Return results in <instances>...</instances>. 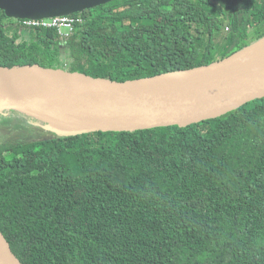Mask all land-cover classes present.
<instances>
[{
	"label": "trees",
	"instance_id": "1",
	"mask_svg": "<svg viewBox=\"0 0 264 264\" xmlns=\"http://www.w3.org/2000/svg\"><path fill=\"white\" fill-rule=\"evenodd\" d=\"M73 16L64 39L0 10V66L125 82L264 37V0H115ZM0 229L23 264H264V99L186 128L1 142Z\"/></svg>",
	"mask_w": 264,
	"mask_h": 264
},
{
	"label": "water",
	"instance_id": "2",
	"mask_svg": "<svg viewBox=\"0 0 264 264\" xmlns=\"http://www.w3.org/2000/svg\"><path fill=\"white\" fill-rule=\"evenodd\" d=\"M112 1L0 0V10L10 19L42 20L83 13ZM258 99H264V37L208 65L125 82L38 63L0 66V111L10 107L52 122L24 105L40 108L80 125L55 123L65 129L53 130L69 134L186 128ZM0 264H23L1 229Z\"/></svg>",
	"mask_w": 264,
	"mask_h": 264
},
{
	"label": "rangeland",
	"instance_id": "3",
	"mask_svg": "<svg viewBox=\"0 0 264 264\" xmlns=\"http://www.w3.org/2000/svg\"><path fill=\"white\" fill-rule=\"evenodd\" d=\"M238 31H244L245 25L241 22L237 24ZM230 31V28H225V32ZM16 111L10 107L7 110H1L0 112V143L6 140L18 139L21 137H51L54 136V128H64L60 125L55 124L53 121L49 122L44 120L46 124H39L32 122L27 116H31L27 113L23 114H12ZM5 114V115H4ZM26 116H25V115ZM19 125H23L25 128H19ZM65 129V128H64Z\"/></svg>",
	"mask_w": 264,
	"mask_h": 264
},
{
	"label": "built area",
	"instance_id": "4",
	"mask_svg": "<svg viewBox=\"0 0 264 264\" xmlns=\"http://www.w3.org/2000/svg\"><path fill=\"white\" fill-rule=\"evenodd\" d=\"M82 16H60L42 20H21L25 27L57 28L62 38H70L75 34V25L83 23Z\"/></svg>",
	"mask_w": 264,
	"mask_h": 264
},
{
	"label": "bare ground",
	"instance_id": "5",
	"mask_svg": "<svg viewBox=\"0 0 264 264\" xmlns=\"http://www.w3.org/2000/svg\"><path fill=\"white\" fill-rule=\"evenodd\" d=\"M24 107H27V108H30L32 110L38 111V112H40L39 115H40L41 118H44L43 116H45V117L48 116L47 118L51 119L54 123L60 124L62 126L63 125L64 126L70 125V126H73L75 128L80 127V125H76V124L65 122V121H67L66 119H64L62 117H56V116L52 115L51 113H49V112H47V111H45L43 109H40V108H37V107L28 106V105H24ZM44 119H46V118H44Z\"/></svg>",
	"mask_w": 264,
	"mask_h": 264
}]
</instances>
